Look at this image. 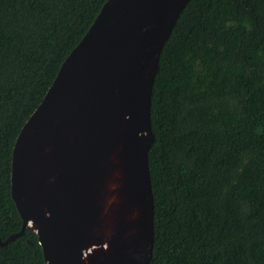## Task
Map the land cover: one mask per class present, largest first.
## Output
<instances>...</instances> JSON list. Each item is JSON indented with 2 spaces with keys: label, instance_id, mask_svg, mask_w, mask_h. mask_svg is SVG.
Segmentation results:
<instances>
[{
  "label": "trees",
  "instance_id": "16d2710c",
  "mask_svg": "<svg viewBox=\"0 0 264 264\" xmlns=\"http://www.w3.org/2000/svg\"><path fill=\"white\" fill-rule=\"evenodd\" d=\"M108 0H0V241L22 230L16 140ZM151 264H264V0H191L151 105ZM0 264H46L38 236Z\"/></svg>",
  "mask_w": 264,
  "mask_h": 264
},
{
  "label": "water",
  "instance_id": "95a60500",
  "mask_svg": "<svg viewBox=\"0 0 264 264\" xmlns=\"http://www.w3.org/2000/svg\"><path fill=\"white\" fill-rule=\"evenodd\" d=\"M191 0H108L13 150L12 199L46 264H151L159 61Z\"/></svg>",
  "mask_w": 264,
  "mask_h": 264
}]
</instances>
